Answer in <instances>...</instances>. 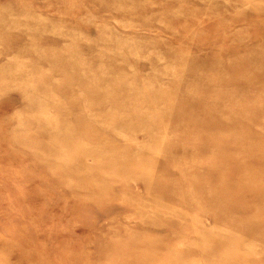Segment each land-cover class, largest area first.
I'll use <instances>...</instances> for the list:
<instances>
[{
  "label": "rangeland",
  "instance_id": "374dc122",
  "mask_svg": "<svg viewBox=\"0 0 264 264\" xmlns=\"http://www.w3.org/2000/svg\"><path fill=\"white\" fill-rule=\"evenodd\" d=\"M0 264H264V0H0Z\"/></svg>",
  "mask_w": 264,
  "mask_h": 264
},
{
  "label": "bare ground",
  "instance_id": "6f19581e",
  "mask_svg": "<svg viewBox=\"0 0 264 264\" xmlns=\"http://www.w3.org/2000/svg\"><path fill=\"white\" fill-rule=\"evenodd\" d=\"M232 55V54H231ZM251 75V74H250ZM153 97V96H152ZM150 98V97H149ZM194 103V102H193ZM191 119V118H190ZM95 122V121H94ZM187 126V125H186ZM250 129V128H249ZM217 133V132H216ZM223 134V133H222ZM98 136V135H97ZM89 138V137H88ZM98 139V138H97ZM101 140V139H100ZM260 140V139H259ZM258 140V141H259ZM254 141V140H253ZM183 143V142H182ZM220 145V144H219ZM182 146V145H181ZM181 154V153H180ZM210 155V154H209ZM212 155H213V153H212ZM116 157V156H115ZM260 158V157H259ZM142 159V158H141ZM262 159V158H261ZM253 163V162H252ZM259 165V164H258ZM263 165V164H262ZM230 167V166H229ZM243 170V169H242ZM233 171V170H232ZM196 175V174H195ZM183 176V175H182ZM163 181V180H162ZM218 182V181H217ZM231 196V195H230ZM237 197V196H236ZM220 199V198H219ZM220 202V201H219ZM261 203V202H260ZM220 205V204H219ZM244 209V208H243ZM246 209V208H245ZM242 210V209H241ZM238 219V218H237ZM240 219V218H239ZM248 224V223H247ZM254 225V224H253ZM252 225V226H253ZM250 229H251V227H250ZM252 230H253V228H252ZM251 234H252V232H251Z\"/></svg>",
  "mask_w": 264,
  "mask_h": 264
}]
</instances>
